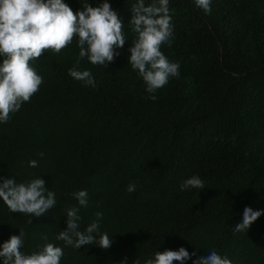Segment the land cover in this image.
<instances>
[{
    "label": "trees",
    "instance_id": "trees-1",
    "mask_svg": "<svg viewBox=\"0 0 264 264\" xmlns=\"http://www.w3.org/2000/svg\"><path fill=\"white\" fill-rule=\"evenodd\" d=\"M64 2L76 12L103 0ZM108 2L127 41L106 67L80 60L96 87L68 74L79 59L74 38L60 53L47 50L30 62L43 83L0 122V176L18 183L39 177L57 197L32 218L0 199V244L21 229L22 252L50 242L63 249L60 264H143L156 251L179 247L201 256L215 250L232 264H264V0H212L210 15L194 0H169L174 38L161 51L179 62L180 76L156 100L128 63L136 0ZM30 160L38 166L29 167ZM193 175L205 187L180 191ZM79 190L89 201L80 208L81 230L102 212L110 248L74 249L55 239L67 226L65 209L79 207L71 195ZM246 206L262 214L234 234Z\"/></svg>",
    "mask_w": 264,
    "mask_h": 264
},
{
    "label": "clouds",
    "instance_id": "clouds-1",
    "mask_svg": "<svg viewBox=\"0 0 264 264\" xmlns=\"http://www.w3.org/2000/svg\"><path fill=\"white\" fill-rule=\"evenodd\" d=\"M212 0H194L195 6L210 15ZM128 24L134 38L128 49V63L138 73L149 93V99L156 100L155 93L163 88L170 78H179V62L170 61L161 51L162 45L171 47L174 38L169 0H136L130 10ZM124 22L113 10L108 0L97 6L84 3L73 12L64 0H0V122H8L10 114L20 110L24 102L39 91L43 78L31 66V61L39 59L47 50L60 53L77 39L79 59L76 65L68 69V74L85 86L96 87L92 73L79 70L80 60L87 58L92 65L106 67L120 53L127 38L124 34ZM43 157V153H38ZM29 167H37L36 160L28 161ZM204 181L196 175L184 179L180 191L202 189ZM136 184L129 183L127 191L133 192ZM79 207L65 209L66 228L55 239L66 246L79 249L81 246L96 245L101 249L111 247L112 239L100 231L102 212H96V219L81 230L80 208L88 207V192L79 190L71 194ZM0 199L12 213L29 217H40L57 203L56 193L45 187V181L39 177L18 183L15 178L0 176ZM262 214L246 206L242 220L236 223L233 233L247 231L251 224ZM31 224V219L27 220ZM25 232L11 235L0 244L2 264H60L63 249L46 242L37 251L25 254L21 251ZM47 241V237H43ZM195 257L194 264H232L215 250L206 255L189 253L184 247L177 250L156 251L153 258L143 264H185ZM127 258L125 257V260ZM120 264H124L121 261ZM132 264H141L137 258Z\"/></svg>",
    "mask_w": 264,
    "mask_h": 264
}]
</instances>
